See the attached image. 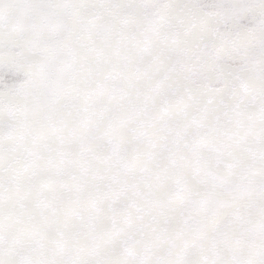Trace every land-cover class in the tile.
I'll list each match as a JSON object with an SVG mask.
<instances>
[{
	"label": "snow or ice",
	"instance_id": "obj_1",
	"mask_svg": "<svg viewBox=\"0 0 264 264\" xmlns=\"http://www.w3.org/2000/svg\"><path fill=\"white\" fill-rule=\"evenodd\" d=\"M0 264H264V0H0Z\"/></svg>",
	"mask_w": 264,
	"mask_h": 264
}]
</instances>
